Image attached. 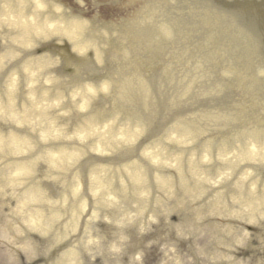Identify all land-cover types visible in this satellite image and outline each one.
<instances>
[{
	"label": "rangeland",
	"instance_id": "rangeland-1",
	"mask_svg": "<svg viewBox=\"0 0 264 264\" xmlns=\"http://www.w3.org/2000/svg\"><path fill=\"white\" fill-rule=\"evenodd\" d=\"M155 1L143 3L146 11L131 15L132 10L126 8L128 0H43V6L54 3L64 9L61 10L63 15L84 22L85 28L80 31L79 42L94 43L92 45L99 53L97 70L102 73L92 76V71L89 73L83 68H73V61L63 57L66 50L63 47L66 45L60 41L46 40L41 48L40 41L30 38L31 46L23 53L16 52L18 56L26 55L33 59L50 56L56 61L50 67L51 80L48 83L43 81V69H40L35 80H32L34 85L29 87L32 91L30 96H26L24 86L14 93L13 102L19 107L22 103L27 105L34 101L43 91V99L38 100V103H43V118L40 121L28 118L24 124L16 126L10 119L0 116L1 135L6 134L8 125L12 131L26 129L30 140V143L23 145V154L12 158L4 153L5 157L0 160V184L5 183L4 195L0 194V216L12 224L9 227L23 229L12 238L11 231L3 227L5 234L0 233V264H60V256L71 246L76 251L73 264H264V203L258 201L260 190L264 187V162L258 163L261 169L254 171L249 168L245 175L238 169L248 162L236 158L231 164L227 161L230 170L226 171L223 167L226 160L216 157L217 147L214 145L221 141L226 144L231 138L234 141L232 145L235 143L239 146L240 140L235 138L233 131L242 132L237 134L240 136L251 133L252 129L244 123L256 126V118L261 115L257 104L263 99L264 81L261 80V85L260 80L257 81L258 90L251 89L250 83L253 63L260 67V63L264 62V0ZM8 2L13 3V0H0V7ZM45 16L49 22L61 28L67 24L68 17L65 20L64 16L54 17L51 13ZM126 24L145 33L139 32L140 35L138 33L130 42L128 34L124 36L119 33L120 25ZM163 30L169 32L174 53L152 51L163 44L157 39L163 36ZM7 33L0 28V35ZM101 35L105 37L103 41L96 38ZM118 42L128 48L123 49L122 54L123 47ZM6 43L7 38L0 39V52ZM113 47L117 50H113ZM66 48L71 52L70 46ZM177 49L181 52L188 50V56L182 58ZM232 51L233 59L238 57L241 60L239 64H244L239 69L235 68L238 62L229 56ZM86 52L83 50L79 54L88 55L89 52ZM125 52L130 61L124 58ZM1 61L5 68L13 60ZM90 61L92 63V58ZM158 63L168 64L170 68L166 69L167 72L172 71L176 76H187L193 67H201L203 74L197 70L189 78L199 84L216 83L220 79L219 71L224 70L225 73L226 64H231L234 70L229 68V71L236 74L233 75L235 80L223 85L221 92L227 98V112L230 115L236 113L232 117L235 124L233 130L229 129L230 125L220 124L212 133L189 132L181 142L166 138V130L162 131V126L157 131L150 125L149 130L153 133L146 142L141 143L146 133L143 125L129 145L120 144L125 141L112 135H116L119 127H130L132 123L130 125L129 122L135 120L130 119L135 116L116 114L111 107L119 96L116 89L119 92V87L123 90V81L115 73L119 70L127 72L126 79L140 84L144 83L146 77L152 78L157 74ZM205 70H209L207 76ZM12 71L19 72V77L23 75L20 67ZM197 78L198 81L195 80ZM5 81L4 78L0 81L2 102L5 100L1 97ZM260 86L263 88L260 89ZM87 89L93 91L88 92L94 99L85 94ZM16 112L21 115L19 109ZM97 114L107 116L103 123L98 120L96 125L98 128L105 126L110 136L97 135L90 130L87 135L80 136L79 130L88 125L87 116L91 118ZM161 119L162 122L169 120L166 116ZM259 119L258 123H264L263 116ZM152 122L155 123L154 120ZM172 127L179 130L183 126L181 122L166 124V128ZM36 144L43 145V158L35 156L29 161L31 164L26 176H22V179L11 177V185L6 183L8 180L3 179L7 176L9 161L5 159L27 156L36 150ZM203 148L207 150L206 154L202 152ZM147 149L152 150L155 157L148 155ZM127 151H134L131 158L123 156ZM172 156L178 159L179 172L168 164ZM194 166L206 172L207 181L196 180L199 178L196 177L198 173L193 171ZM92 171L110 186L115 201L106 205L107 208H104V204L99 206V209L103 207L100 218L92 224V231L98 235L101 246L98 252L88 250L92 246L86 244L91 243L88 240L96 235L87 231L81 236L80 220L76 226L77 221L73 218L69 220L66 214L67 206L76 204L80 197L83 208L87 210V197L91 194L84 188V183L90 182ZM134 174L141 178L135 180ZM159 177L168 178L170 186H159ZM184 183L190 189L196 184L200 188L193 189L197 193L191 196L193 193L185 192ZM39 184L43 186V196L49 200L43 202V217L49 216L50 221V225L44 228L43 236L26 229L22 219L26 209L19 208L15 203L24 188ZM212 204H216V213L212 210ZM247 204L249 208L245 207ZM104 214L106 217L114 214L118 218L130 214L133 223L123 225L119 232L106 219H102ZM58 230L64 233L61 242L51 239L52 233ZM75 239L78 241L72 243ZM24 241H28L33 249L31 258L20 250L19 243Z\"/></svg>",
	"mask_w": 264,
	"mask_h": 264
},
{
	"label": "bare ground",
	"instance_id": "bare-ground-1",
	"mask_svg": "<svg viewBox=\"0 0 264 264\" xmlns=\"http://www.w3.org/2000/svg\"><path fill=\"white\" fill-rule=\"evenodd\" d=\"M151 0H128V5H126V8H129L132 10L131 15L133 14H139L141 10L146 11V8L143 7V3H147ZM155 0H152V2ZM229 1V0H225ZM156 2V1H155ZM145 3V4H146ZM0 10V18H3L0 20V28L3 29V31H7L8 33L4 36L0 35V39H3V37L7 38L8 43H6V47L0 52V81L4 78L6 81L3 83H6L3 88V94L2 98H5V100H1L0 98V116L10 119V121L15 124L16 126L24 124L25 120L28 118L40 121L41 118H43V103H38V100L43 99V91L39 92L36 99L27 105L21 104L19 107H17L13 100H14V93L16 89H19L21 86H24L25 89H27L26 96H30L32 94V91L29 89L31 88L34 83H32V80H35V75L37 76V73L40 71V69H43V73L41 76L43 77V81L48 83L51 80L50 76V67L54 64V60L50 56H43L41 59H33V58H27L26 55L18 56L16 55V52L23 53L25 49L31 46L29 44L30 38H35L39 43H41V48L43 46V42L46 40L49 41H60L63 45L70 46L71 52L67 50L66 47H63L66 49L64 52V58H67L69 60L73 61V64L78 69H84V71H87L91 73L92 76H97L102 73V71L97 70L99 69L98 63L99 62V53L95 49V47L92 45L94 43H80V31L82 28H85L84 22L70 17L63 15L64 13L61 12L62 7L57 6L56 4H47L43 6V0H13V3H6L3 4ZM61 8V9H60ZM80 9V8H77ZM25 10L27 12H25ZM46 12V14H45ZM51 13L54 15V17L62 16L66 20V26L64 28H61V26H58L54 22H49V19L45 16L47 14ZM45 14V15H43ZM66 14V13H65ZM79 29V30H78ZM164 29V28H163ZM145 33V31H140V28H134L132 25L126 24L125 26L120 25L119 33L122 35L128 34L130 38V42L133 41L138 35V33ZM155 32V28L153 29V33ZM162 37H158L160 43H163L159 49L157 47L153 49L152 51L155 53L156 51H163V54H171L175 52L174 46H172L171 40L169 37L168 31H161ZM103 32H100L99 34H102ZM139 33V35H140ZM103 35V34H102ZM96 37L99 40H104V36ZM36 40V42H37ZM170 42V43H169ZM120 44L119 46H122V51L120 54H122L123 49H125L126 45L122 44L121 42H118ZM207 45H205V48ZM113 50H117L116 47L112 48ZM128 49V48H126ZM83 50L89 52L88 55L84 56L82 54H79ZM105 50H103L104 52ZM176 51H179L178 49ZM86 52V53H87ZM182 55V58H186L189 54L188 50H183V52L179 51ZM78 53V54H76ZM234 52H230L229 56L232 60H235L238 62L237 66L235 65V68L239 69L241 66H244V64H239L241 62L240 58L236 57L233 59ZM92 58V63L90 59ZM126 60L130 61V58L128 57V54L125 52ZM5 59H12L13 61L10 62V64L5 66L2 64L1 60ZM230 59V60H231ZM56 61V60H55ZM264 62L257 65L256 63H253L252 66V79L250 83V88L253 90H258L257 81L260 80V85L262 81H264V65H262ZM95 66H93V65ZM159 70L157 71V74H155L154 77L150 78L149 76L146 77L147 79L144 80V83L141 82L140 84H133L130 82L129 79H126L125 74L127 72H123L122 70H117L118 72L115 73L116 76L119 78L120 81H123L122 88L119 87L120 92L118 89H116L118 93V98L113 101V104L111 105L112 109L116 111V114H122L126 117L134 115L135 120L130 121V125L132 123V127H119L116 135H112L113 137L117 136L119 138H122L121 140H124L125 142H120V144L129 145L131 141L135 140V135L142 129L143 125L146 127V133L141 138V143L146 142L147 138L150 137V134L153 132L149 130V126H153L155 130H159L162 126L163 130L165 131V137L172 139H176L182 142L184 140V137L187 133L193 132L195 134L198 133H205L210 132L212 133L215 130V127L220 126V124L224 125H230L229 129L231 128L233 130L234 125V117L236 113H233V115H230L227 111L229 110V105L227 102V98L222 95L221 89L223 85H226L228 81L230 80L233 82L235 80L234 76L236 74L233 71H229L230 69H233L231 64H226L225 73L224 70L219 71V80L216 81V83H204L202 82L197 83L193 82L189 78L194 76L195 71L204 72V70L199 68H192L189 73L188 77L186 75H180L176 76L172 71L167 72V68H170L168 64L164 65V63H158ZM90 66L91 68H89ZM246 66V64H245ZM258 66V67H256ZM21 68V72L23 73L22 77L20 76V73L17 71H12L17 68ZM97 67V68H96ZM117 69V68H116ZM234 70V69H233ZM26 71V72H24ZM113 71H115L113 69ZM120 71H122L120 73ZM203 72L201 74H203ZM228 72V73H226ZM106 73V72H105ZM206 76L209 73V70H205ZM169 74V75H167ZM226 74H229L227 76ZM234 75V76H233ZM240 77V76H239ZM193 79V78H192ZM199 80V78L195 79ZM240 82L241 77H240ZM262 80V81H261ZM129 81V82H126ZM125 83V85H124ZM263 88L260 86V89ZM102 89V88H101ZM115 89V88H114ZM259 89V90H260ZM88 93V97L91 99H94V96L90 94L91 89L86 90ZM90 91V92H88ZM100 90V92H102ZM208 91V93H207ZM1 93V92H0ZM207 93V94H206ZM84 94V95H85ZM104 95V93H102ZM207 95V96H206ZM25 95L23 94L22 97ZM206 98V99H205ZM37 100V101H36ZM101 102V101H100ZM260 107L261 115L259 118L263 116L264 119V94L263 99L259 101V104H257V107ZM19 109V112L21 115H19L16 111ZM231 112V111H230ZM123 116V117H124ZM168 117L169 120H165L162 122V117ZM185 117L182 120V117ZM107 116L104 114H97L94 117L87 116L86 121L88 122V125L84 129L79 130L80 136H85L89 132L94 131L95 134H101L103 136H110V134L104 129L105 126L102 128H98L97 122L98 120L103 123L105 121V118ZM259 118H256V126L255 124L252 126L251 123L246 122L245 125H248L250 129H252L251 133H245L243 136L237 135L242 132H234L233 135L236 139H239L238 141L241 143L239 146L232 145L233 139L230 138V141H226L225 144L224 141L219 142L217 145L214 144L217 147L216 150V157L218 156L219 159L226 160L223 164V167L226 171H229L230 168L228 165H230L236 158H243L246 162L245 165L238 171H240L242 174H248V169L252 168V170L261 169L258 167V163L260 161L264 162V123H258L260 120ZM221 123H219V120ZM122 121H126L124 119H121ZM136 120L141 124L136 122ZM155 121L152 122V121ZM91 121V122H89ZM183 121V122H182ZM236 121H239L236 120ZM255 121V120H254ZM136 122V123H135ZM156 122L160 123L159 125L156 124ZM180 123L183 127L182 129L176 130V127H172L175 130H172V128L168 129L166 128V124L168 123ZM238 126V125H237ZM153 128V129H154ZM6 134L1 135L0 134V160L3 159L4 153L6 156H18L23 154L21 150L23 149L24 144L30 143L29 137L27 136L26 129L21 130V132L18 131H12L10 130V127L6 126ZM10 130V131H9ZM157 130V131H158ZM43 131V130H42ZM210 139L215 138L212 136H207ZM129 141V142H128ZM174 141V142H179ZM201 141H204V138H201ZM37 143V142H36ZM230 144V145H229ZM37 145V144H36ZM140 146V144L138 143ZM43 145H37L36 150L34 152H30L27 154V156L19 157V159L11 160L9 158H6L7 165H8V173L7 176L3 180H8L6 183L11 185L10 178L11 177H21L26 176L29 172L30 168V160H33L35 156H39L43 158V148H41ZM231 146V147H230ZM229 147V148H228ZM138 146L136 145V149ZM233 148V149H230ZM59 150V149H58ZM135 150V149H134ZM146 152L148 155H151L153 152L150 149H147ZM202 152L205 154L207 153V150L203 148ZM47 153H51L48 151ZM134 154V151H127V153L123 154V156L128 155L129 158L132 157ZM172 155V154H171ZM153 157H155L154 154H152ZM37 159V158H35ZM11 160V161H10ZM227 161L230 164H227ZM255 162L257 166H255ZM261 162V163H262ZM168 164H170L171 167H175L178 172L180 171V166L178 159L175 156H172L169 160ZM238 167V164L237 166ZM222 170V168H221ZM193 171L197 172L196 177L199 179H196L199 182L207 181V174L204 170L199 169L198 167H193ZM31 172V171H30ZM135 180H139L141 178L140 175L136 176L133 175ZM161 180L164 179L163 177H159ZM29 179V178H27ZM30 180V179H29ZM159 180L160 185L165 188H168L170 186V181L168 178H165L164 181ZM5 183L0 184V194L4 195L3 190L5 187L3 186ZM201 185V184H200ZM184 188L186 193H193L191 196H194L197 192L193 191V189H199L200 186L198 184L193 186V189L188 188L187 183H184ZM84 188H86V191L89 192L91 195L90 197H87L88 204L86 205L87 210H85V207L83 208V199L81 197L76 201V204L67 206L66 214L69 216V220L72 218L75 219L76 226L78 224V221L80 220V229H81V236L87 232L92 231V224L95 220L98 219L100 210L99 206H102L104 204V208H107L106 205L111 204L114 201L113 196L111 195L110 186L102 182L99 179V175L92 171L91 174V180L90 182L84 183ZM43 186L40 184L36 187H32L31 185L27 186L23 189V191L20 194V197L15 201L16 206L17 203L19 205V208H25L26 211L23 213V222L25 224L26 229L30 230V232H34L37 234H40L43 236V231H45L44 228L48 227L50 225L49 216L43 217V202L49 201L47 197L43 196ZM102 189V190H100ZM12 190V188H11ZM167 191V190H166ZM143 193H147L146 191H143ZM168 193V192H166ZM147 195V194H145ZM51 198V197H50ZM257 198V197H256ZM258 201H262L264 203V187L260 190V197H258ZM26 204H28L26 206ZM250 204H253L251 202ZM85 205V204H84ZM216 204H212V210L214 213H216V208L214 207ZM46 208H49V205H46ZM245 207L249 208V204L245 205ZM72 208V209H70ZM138 209V207H137ZM50 210V209H49ZM51 215V212H49ZM130 214H124L122 218L115 217L114 214H111V216H102V219H106L108 223H111L113 226H115L116 230L121 232L123 229V225L126 224H132L133 220L131 221V218L129 216ZM118 216V215H117ZM46 226H43L45 225ZM12 224L8 222L7 219L1 218L0 216V233L5 234L3 227L6 229H9L12 234V238L19 235L21 233V229H16L13 227H9ZM91 229V230H89ZM115 230V232H116ZM24 233V232H23ZM63 231L58 230V232H54L51 235L52 240H56L61 242L64 239ZM95 231H92L91 235H94ZM96 235V234H95ZM80 236V237H81ZM79 237V239H80ZM72 238V237H71ZM70 239V238H68ZM93 239V240H92ZM88 240L86 243L88 246H92V248L88 249H95L97 252L100 251V244L98 242V235H96L95 238H92ZM97 239V240H96ZM61 240V241H60ZM78 241V239H75L72 241V243H75ZM20 250L21 252H26L29 258H31L34 254L33 249L29 247L28 241L20 242ZM76 257V251L74 246H71V248H68L62 256H60V264H65V262H70L73 264V259Z\"/></svg>",
	"mask_w": 264,
	"mask_h": 264
}]
</instances>
